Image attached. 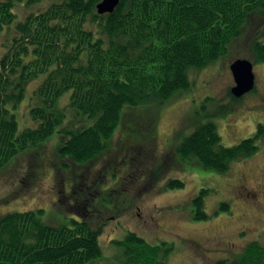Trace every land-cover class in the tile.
<instances>
[{
    "label": "trees",
    "instance_id": "16d2710c",
    "mask_svg": "<svg viewBox=\"0 0 264 264\" xmlns=\"http://www.w3.org/2000/svg\"><path fill=\"white\" fill-rule=\"evenodd\" d=\"M20 1L0 0V32L14 22V7ZM37 1L26 0V4ZM100 1L51 0L16 22L12 41L0 55L1 170L19 151L48 138L56 128L59 157L70 156L80 165L92 162L107 148L106 140L114 133L125 105H162L176 93L191 89L189 72L227 54L245 18L264 7V0H120L112 12L99 13ZM253 47L255 60L264 61V43L257 40ZM44 71L47 76L38 89L41 101L30 105L38 123L19 131L12 107L24 98L28 79ZM68 90L69 105L92 118L88 126L72 129L64 124L66 107H57L56 101ZM228 94L226 113L242 98L230 90ZM137 119L152 123L145 116ZM126 122L127 130L133 126L132 117ZM263 132L264 124L259 122L251 136L226 145L217 124L208 120L184 138L179 152L184 159L197 158L204 167L225 172L232 159L259 149ZM155 136L154 130L143 138L128 132L104 154L117 145L121 148L127 139L134 142L127 145L130 150ZM34 163L26 179L38 170ZM183 185L177 177L167 184L172 188ZM97 192L85 189L82 198L91 203ZM204 199V190L193 199L198 219L209 216ZM219 207L227 209L228 203L221 202ZM41 212L0 211V264H86L101 254V228L76 218L69 225L49 224L40 218ZM114 241L123 247V264H169L166 242L152 244L134 231ZM216 264H227V259ZM230 264H264V243L251 241Z\"/></svg>",
    "mask_w": 264,
    "mask_h": 264
},
{
    "label": "rangeland",
    "instance_id": "374dc122",
    "mask_svg": "<svg viewBox=\"0 0 264 264\" xmlns=\"http://www.w3.org/2000/svg\"><path fill=\"white\" fill-rule=\"evenodd\" d=\"M50 1L39 0L28 5L22 0L16 4L14 22L0 32V55L12 41L16 22L37 10L41 3ZM257 40L264 43V7L254 9L245 18L241 33L231 41L227 54L207 67L189 72L191 89L176 93L162 105H125L114 133L106 140L107 148L92 162L80 165L70 156L59 157L57 128L48 138L19 151L8 161L7 169L0 167V211L40 209V218L54 225H69L73 218L87 219L93 227L101 228L102 252L86 264H123V247L114 239L122 240L129 231L137 232L152 244L166 242L165 246L170 247L169 264H216L221 259H227L230 264L251 241L259 239L264 243V207L258 209L246 203L243 195L249 201L251 197L237 187V179L245 170L247 191L253 194L255 190H264V132L259 149L250 156L232 159L225 172L204 167L197 158L184 159L179 152L184 138L208 120L217 124L226 145L251 136L258 123H264V61L254 58L253 44ZM238 57L253 61L255 87L234 101L233 109L226 113L224 105L231 100L228 91L235 84L231 63ZM46 76L44 71L30 77L24 98L12 107L19 131L38 123L30 113V105L41 101L38 89ZM70 94L68 90L56 101L57 107H66L64 124L72 129L88 126L92 118L77 113L69 105ZM134 115L148 117L152 123L149 125L144 120L140 123ZM130 116L133 126L126 130ZM149 126L151 129L145 128ZM153 130H156L155 138L142 140L148 153L140 155L139 168L145 167L150 172L153 163L162 158L166 164L158 172L166 170V173L147 178L123 162L108 168V161L115 154L114 150L104 154L109 146L119 144L128 132L143 138L152 135ZM124 142L134 144L130 139ZM152 152L153 161L145 164L147 158L142 156ZM32 162L38 164L33 177L28 172L34 168ZM128 172H135L134 182ZM172 177L182 179L184 185L167 186ZM98 181L101 183L95 188ZM86 186H91L94 193L98 191L91 203L80 195ZM203 190L204 208L209 216L198 219L194 215L193 199ZM262 195L254 200L255 206L259 202L264 206ZM221 202H227L228 208L221 209ZM164 226L167 230H163Z\"/></svg>",
    "mask_w": 264,
    "mask_h": 264
},
{
    "label": "flooded vegetation",
    "instance_id": "af4514ba",
    "mask_svg": "<svg viewBox=\"0 0 264 264\" xmlns=\"http://www.w3.org/2000/svg\"><path fill=\"white\" fill-rule=\"evenodd\" d=\"M231 88L229 89L230 91H231ZM260 123H262V122H260ZM256 129H257V127H256ZM155 133H156V130H155ZM128 147L129 146H127L125 144L121 148L119 147V145L116 146V148L114 149L115 154H114L113 158H110L109 161H108V163H109L108 168L110 166H116V165H118V164L123 162V163H126L127 168H130V167L134 166V169H137L140 172L141 168H139L140 164L138 163V159H140V157H141L140 155H142L144 153H148V151L146 150V147L144 148V146L142 144L139 145V146H133V148L130 149V150H129ZM152 156H153V152L151 154H149L148 156L145 155V156H142V157L147 158L146 162H148L149 160L151 162L154 159V157H152ZM162 161H163V163H161ZM146 162H145V164H146ZM145 164L141 165V167L144 166ZM164 164H166V162L162 158H160L158 161L153 163V165H152L153 167L151 168L150 172L144 170L145 174L142 173V172L141 173L144 175V177H147V178H150V176H153L154 174H156V176H160L162 173H166L165 170H162L161 172H158V169L162 168ZM133 173H135V172H133ZM128 177L131 178V180H133V182H134V178L136 176H134V174H132V172H128ZM247 183H248V173L244 170V172H242L241 175L237 179V187L240 190H244L245 194L251 197V200L249 201V199L246 196L243 195V198H244L246 203H248L250 205H254V207L258 208V209L263 208L264 206H262L260 204V202H259L258 206H255L254 200L256 198L260 199L259 196L264 193V190H255L253 192V194H250L247 191V189H248ZM87 189H90V191L93 190V189H91V186H88ZM116 189L117 188H114V191ZM80 195H82V193ZM262 196H264V194ZM81 197H83V196H81ZM251 202H252V204H251ZM138 208L140 209V207H138ZM163 230H167V227H165Z\"/></svg>",
    "mask_w": 264,
    "mask_h": 264
},
{
    "label": "water",
    "instance_id": "95a60500",
    "mask_svg": "<svg viewBox=\"0 0 264 264\" xmlns=\"http://www.w3.org/2000/svg\"><path fill=\"white\" fill-rule=\"evenodd\" d=\"M120 0H101L97 3L99 13L112 12ZM231 71L235 84L231 92L235 97H242L255 87L256 77L254 72V63L246 57H238L231 63Z\"/></svg>",
    "mask_w": 264,
    "mask_h": 264
}]
</instances>
